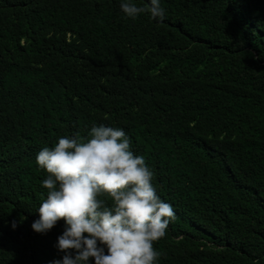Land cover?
Wrapping results in <instances>:
<instances>
[{
    "label": "trees",
    "instance_id": "1",
    "mask_svg": "<svg viewBox=\"0 0 264 264\" xmlns=\"http://www.w3.org/2000/svg\"><path fill=\"white\" fill-rule=\"evenodd\" d=\"M122 2L0 0V264L62 258L65 222L31 227L36 156L94 125L124 130L175 212L157 264H264V0H160L163 20Z\"/></svg>",
    "mask_w": 264,
    "mask_h": 264
},
{
    "label": "clouds",
    "instance_id": "2",
    "mask_svg": "<svg viewBox=\"0 0 264 264\" xmlns=\"http://www.w3.org/2000/svg\"><path fill=\"white\" fill-rule=\"evenodd\" d=\"M120 8L132 19L165 15L160 0L146 6L123 0ZM36 164L47 174L42 186L48 192L31 227L46 234L65 222L54 245L63 256L51 264H157L154 242L165 237L175 212L157 195L152 171L123 129L94 125L85 139L61 137L38 152Z\"/></svg>",
    "mask_w": 264,
    "mask_h": 264
}]
</instances>
